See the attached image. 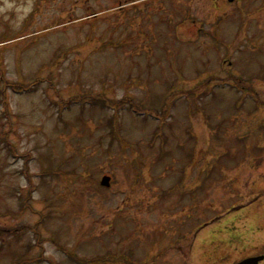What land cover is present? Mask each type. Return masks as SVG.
<instances>
[{"label":"rangeland","instance_id":"rangeland-1","mask_svg":"<svg viewBox=\"0 0 264 264\" xmlns=\"http://www.w3.org/2000/svg\"><path fill=\"white\" fill-rule=\"evenodd\" d=\"M261 252L264 0H0V264Z\"/></svg>","mask_w":264,"mask_h":264},{"label":"trees","instance_id":"trees-1","mask_svg":"<svg viewBox=\"0 0 264 264\" xmlns=\"http://www.w3.org/2000/svg\"><path fill=\"white\" fill-rule=\"evenodd\" d=\"M229 78L241 90H244L245 92H248L249 94H253V93L258 94L257 91L256 92H253V90L251 89V86H250L251 83L248 80H246L244 77H240V76H237V75H232ZM210 81H211V78L208 81H206L205 83H203V85H201V86L208 87ZM201 86L195 87L194 89H191V90H180L178 92H179V94H181L180 96L185 95V99H187V100L197 101V99L199 98V96L202 95V94L199 93V91L202 89ZM205 90H206V88L203 89V91H205ZM207 95L208 94H204L203 96L206 97ZM190 97H195L197 99H195V98L191 99ZM172 99L174 100L175 98H172ZM140 105L141 106H144L143 104H137L135 106V108H141ZM160 105H161V102H160ZM97 258H99V260H102V258H104V257H97ZM95 260H97V259L96 258L95 259H93V258L91 259V261H95Z\"/></svg>","mask_w":264,"mask_h":264},{"label":"water","instance_id":"water-1","mask_svg":"<svg viewBox=\"0 0 264 264\" xmlns=\"http://www.w3.org/2000/svg\"><path fill=\"white\" fill-rule=\"evenodd\" d=\"M229 2H234L235 0H228ZM102 185L109 186L110 185V177H104L102 180ZM264 260V255L257 256V257H250L247 258L237 264H259L261 261Z\"/></svg>","mask_w":264,"mask_h":264},{"label":"flooded vegetation","instance_id":"flooded-vegetation-1","mask_svg":"<svg viewBox=\"0 0 264 264\" xmlns=\"http://www.w3.org/2000/svg\"><path fill=\"white\" fill-rule=\"evenodd\" d=\"M262 253H264V252H261L260 254H262Z\"/></svg>","mask_w":264,"mask_h":264}]
</instances>
